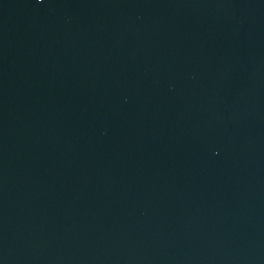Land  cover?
I'll list each match as a JSON object with an SVG mask.
<instances>
[{
  "label": "water",
  "instance_id": "95a60500",
  "mask_svg": "<svg viewBox=\"0 0 264 264\" xmlns=\"http://www.w3.org/2000/svg\"><path fill=\"white\" fill-rule=\"evenodd\" d=\"M0 264H264V0H0Z\"/></svg>",
  "mask_w": 264,
  "mask_h": 264
}]
</instances>
